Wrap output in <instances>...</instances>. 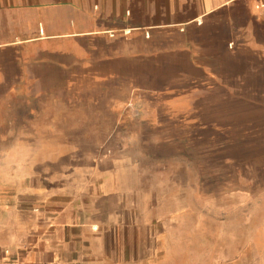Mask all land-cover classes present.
<instances>
[{"label": "crops", "instance_id": "1", "mask_svg": "<svg viewBox=\"0 0 264 264\" xmlns=\"http://www.w3.org/2000/svg\"><path fill=\"white\" fill-rule=\"evenodd\" d=\"M118 124L135 160L184 136L260 138L264 0H0V145L36 143L42 205L24 264H105L87 209L114 171L83 161Z\"/></svg>", "mask_w": 264, "mask_h": 264}, {"label": "rangeland", "instance_id": "2", "mask_svg": "<svg viewBox=\"0 0 264 264\" xmlns=\"http://www.w3.org/2000/svg\"><path fill=\"white\" fill-rule=\"evenodd\" d=\"M129 115L141 117L137 108ZM121 124L88 145L83 161L88 175L114 171L104 205L87 209L91 230L105 235V264H264V130L260 138L233 131V143L223 134L210 143L209 133L208 142L167 139L135 160L140 144L124 138ZM35 179L36 143L0 145V264L6 250L24 260L33 247L42 211Z\"/></svg>", "mask_w": 264, "mask_h": 264}, {"label": "built area", "instance_id": "3", "mask_svg": "<svg viewBox=\"0 0 264 264\" xmlns=\"http://www.w3.org/2000/svg\"><path fill=\"white\" fill-rule=\"evenodd\" d=\"M4 257H5V260H7V264H24L21 258L13 257L8 250L5 251Z\"/></svg>", "mask_w": 264, "mask_h": 264}]
</instances>
